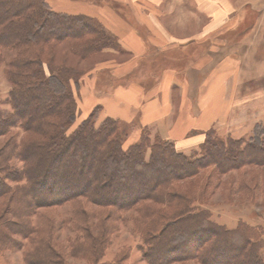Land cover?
I'll use <instances>...</instances> for the list:
<instances>
[{"label": "trees", "instance_id": "16d2710c", "mask_svg": "<svg viewBox=\"0 0 264 264\" xmlns=\"http://www.w3.org/2000/svg\"><path fill=\"white\" fill-rule=\"evenodd\" d=\"M65 39L77 41L75 51L83 57L117 42L98 19L55 11L47 0H0V66L5 60L1 49L16 51L4 69L11 83V108H0V136L17 133L0 150V197L8 198L5 213L23 218L9 224L4 221L7 214H1L8 232L2 228L0 240L10 242L9 230L30 238L35 231L26 218L40 206L85 198L122 216L151 201L153 205L139 207L140 215L133 217L146 264H264V227L244 219L235 227L218 223L207 201L211 186L228 172L264 165V127L257 124L242 137L212 128L190 153L152 137L148 127L138 142L124 148L128 128L111 117L97 124L99 106L70 131L79 110L72 81L78 83L81 75L67 65L53 66L44 56L51 42ZM188 179L193 180L179 190L178 183ZM84 234L74 241L70 237L72 254L103 257L106 231L104 237ZM232 249L237 252L232 254ZM25 260L67 264L47 240L27 252ZM124 260L113 263L126 264Z\"/></svg>", "mask_w": 264, "mask_h": 264}, {"label": "rangeland", "instance_id": "374dc122", "mask_svg": "<svg viewBox=\"0 0 264 264\" xmlns=\"http://www.w3.org/2000/svg\"><path fill=\"white\" fill-rule=\"evenodd\" d=\"M48 1L49 0H47V2ZM70 1L87 3L91 6H101L120 15L125 20H130V18H132V13L127 4L134 2L135 0ZM137 1L142 2V0ZM147 1L148 0H143V3ZM175 1L176 0H155V3H158L163 7L162 10L160 8L159 12L162 11L163 13H161L159 18L165 20L167 29L173 35L181 36L190 32H185L183 26L179 25V22H177L181 16L184 18V15H182L178 8L174 6ZM248 2L253 3L254 0H237L236 3H234V6L231 7L230 11L233 10L235 13L231 15L232 17L230 16L224 22V24H226L227 21H231V27H229L230 25H227L226 27L221 26L216 31L210 33L203 41H199V39L190 37L189 40L186 39L185 44H183L185 46H174L170 48L167 47L162 50L156 48L155 46L152 48L150 47L148 52L149 58H145L139 63L141 69L138 66L131 73L122 77H113L112 75H108V72L112 71L113 67L125 64L126 62L130 61L132 57L129 55V53L122 49L116 35L111 33V31L107 29V27L98 18L87 14L83 15L98 19L106 28V30L116 37L117 42H115V44L111 47L83 57L77 51H75L74 44L77 41L74 39H65L59 42L53 41L49 44L46 53L44 54L46 57L45 60H47L46 62L53 63L52 65L56 67H62L66 65L71 67L74 71L78 72L79 76L81 75L80 80L94 74L98 75L97 84L99 88H104L107 86L106 83L108 82V84H126L132 80L139 79H141L147 85H150L157 81L156 76L158 72H161V70L165 68L176 67L175 69H180L185 65L186 62L195 60V56L200 55L203 52H208L211 54L213 52L215 54L214 57L217 58L218 54L222 52V45L226 43H230L231 45L239 43L241 40L236 37L237 32L240 30H243L244 32V30L248 28L249 24H253L256 21L257 17L255 11H253L252 8L250 9L249 7L245 6ZM234 20L238 22L235 23ZM204 24L205 21H198V26L191 28L189 31H194L192 35L195 33V31L196 34L201 33L203 31ZM228 27L229 29H227ZM254 30L255 27L249 35H254ZM146 33L147 32L144 33L145 36L147 35ZM182 37L184 38V36ZM193 41H197L198 51H194L191 48V43ZM1 51L5 56V60L0 66V108L9 111L11 107L8 101V96L11 89V83L6 77L4 69L8 67V61L16 51L9 50L8 48L1 49ZM164 57L166 58L164 59ZM258 61H262L261 63H264V59L256 60V62ZM143 65L146 66L147 73L150 74L144 78H141L142 68L144 67ZM45 66L46 72L49 74L48 67L47 65ZM181 77L185 78L184 75H181ZM198 78L200 79L202 76L199 75ZM79 82L77 83L72 81V87L77 99L79 110L77 111L75 121L70 131H73L79 127V125L85 119H87L92 114V111H94L96 108L95 107L89 111L88 114L86 112L83 113L79 103L80 100L77 89ZM259 84L261 87H264V78ZM256 87H258L257 82H251L250 84H247L244 89H242V92L248 98L249 96L253 95V89ZM241 100L243 99L241 98ZM236 109L238 111L236 121H239V124L242 126H240V128L235 127L233 130L223 127L214 128L217 132L226 134L228 131H233L231 132V135L238 137L239 135H246L252 132L253 129L251 130V128H254V126L257 124H261L264 127L263 100H258L252 104H249L246 101L245 105L237 107ZM253 121H257L256 125H254ZM101 122L102 121H99L98 117L97 124H100ZM120 122L123 123V127L128 128V134H131L133 130L139 128L142 132L143 128H145L139 127L138 123H129L124 121ZM15 133L16 131H13V133L0 136V150L5 147L12 137H14ZM151 134L153 137V132H151ZM129 135L123 144L124 148L130 147V145L127 144ZM18 136L20 139L23 136V132H21V134ZM198 152L201 153L202 151L198 150ZM15 163L17 167H22V162L15 160ZM192 180L193 179H188L187 181L178 183L179 190H185V186ZM7 200L8 198L6 197H0V216L3 213L7 214L4 221L6 220L9 224L11 222H22L23 218L15 215L13 212L8 210V213H5L7 206H9ZM207 201L212 204L210 209L213 214V219L218 223L226 224L229 227H235L238 220L244 219L250 224H258L264 227V165H247L246 167H242L239 170L228 172L222 176V179L219 183H215L213 186H211L208 192ZM228 201H237L242 203L234 205L226 204ZM17 205L19 204H16V206ZM147 205H153V202L146 201L128 211L122 213L120 212L122 216H116V212L114 213V209L110 207L94 205L85 198L65 204L40 206L34 208L31 215L29 218H26V220L30 222L35 232L30 238L24 239L20 234H16L9 230L8 234L10 237V242L5 243L4 240H0V264H26L25 259L27 252L33 251L35 245H37V243H41L43 240H47L48 243L54 247L55 252L61 255L62 258L67 261V264H114L113 262L119 261L121 258L125 259L124 263L126 264H146L145 260L143 259L144 251H142L140 245L142 241L134 230L133 217L135 215H140V213H138L139 207H144ZM4 221L3 223L0 221V231L2 228H4L6 229V232H8V229L3 227L5 224ZM87 226L89 228H87ZM85 231L91 232V236L93 237H104L106 231L105 236L108 239V243L103 246V250H105V254L103 253L104 255H102L103 257H95V260V258L89 257L83 252L80 253L81 255L72 254V246L70 244L71 242H69L70 237L73 241L84 238ZM85 242L87 241H84L83 243ZM230 252L233 254L237 251L233 252L232 249ZM232 258L234 259V262L238 261L236 256ZM173 264L201 263L197 260H191ZM238 264L240 263L238 262Z\"/></svg>", "mask_w": 264, "mask_h": 264}, {"label": "crops", "instance_id": "0c3cea01", "mask_svg": "<svg viewBox=\"0 0 264 264\" xmlns=\"http://www.w3.org/2000/svg\"><path fill=\"white\" fill-rule=\"evenodd\" d=\"M236 1L176 0L174 6L184 15V18L181 16L177 22L183 26L185 32H190L181 36L173 35L167 29L165 20L159 18L163 13L159 12L160 8L162 10L163 7L155 3V0L144 3L143 0H135L127 4L132 13L130 20H125L101 6L70 0L48 2L53 10L61 13L94 16L118 37L122 49L132 58L125 64L113 67L108 75L122 77L138 66L141 69L139 63L149 58L150 47L155 46L162 50L167 47L185 46L183 44L190 37L203 41L219 27L229 26L231 21L226 24L224 22L235 13L230 9ZM245 6L255 11L256 21L249 24L241 35L236 36L241 40L239 43L222 45V52L217 58L213 52H203L195 56V60L186 62L180 69L169 67L161 70L156 76L157 81L150 85L139 79L126 84L108 82V87L99 88L98 75L81 79L77 89L83 113L88 114L99 106V121L111 117L119 121L138 123L141 128L148 127L153 132V137L160 136L172 141L176 149L183 153L198 149L205 140L206 132L212 128H240L242 125L236 121V108L245 105L246 101L249 104L258 100L264 101V87L259 84L264 78V63L256 62L258 59H264V0H254ZM198 21H205L203 31L197 34L195 31L192 35L194 31L189 30L197 27ZM254 27V35H249ZM197 44V41L191 43L194 51H198ZM143 66L145 68H142L141 78L150 74L147 73L146 66ZM199 75L202 78L199 79ZM251 82H257L258 87L254 88L253 95L247 98L242 89ZM253 122L256 125L257 121ZM231 132L233 131L226 134ZM140 136V128L133 130L127 144L137 142ZM242 136L245 134L238 137Z\"/></svg>", "mask_w": 264, "mask_h": 264}]
</instances>
